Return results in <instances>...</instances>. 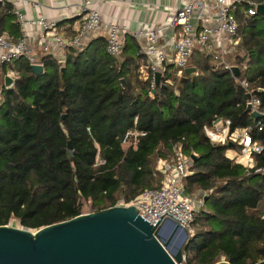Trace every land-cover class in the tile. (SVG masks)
<instances>
[{
    "label": "trees",
    "instance_id": "obj_1",
    "mask_svg": "<svg viewBox=\"0 0 264 264\" xmlns=\"http://www.w3.org/2000/svg\"><path fill=\"white\" fill-rule=\"evenodd\" d=\"M12 8L9 1L0 5L1 30ZM259 18L264 19L239 10L242 41L234 60L245 66L238 78L248 79L264 110ZM105 46L96 39L82 51L69 49L64 66L43 55L45 70L39 75L27 60L16 62L19 77L2 91L0 104V225L15 218L37 231L85 213V202L93 212L131 201L160 186L155 164L182 140L185 152L196 156L186 193H208L184 249L185 264L263 261L264 150L248 173L227 155L228 145L215 144L205 134V126L222 117L232 121V130L251 127L264 147V117L255 119L246 111L239 79L196 52L190 62L195 74L178 75L170 67L166 76L175 83L152 87L140 76L142 54L125 47L118 59ZM133 128L146 135L126 148L123 137Z\"/></svg>",
    "mask_w": 264,
    "mask_h": 264
},
{
    "label": "built area",
    "instance_id": "obj_2",
    "mask_svg": "<svg viewBox=\"0 0 264 264\" xmlns=\"http://www.w3.org/2000/svg\"><path fill=\"white\" fill-rule=\"evenodd\" d=\"M6 1L8 0H0V5H4ZM103 1L87 0L81 4V19L79 25L73 30V36H64L62 34L64 28L57 20L43 15L30 18L16 11L20 36L11 37L0 28V64L13 66L17 61L25 59L31 65L44 66L42 59L37 57L34 48L27 42L30 28L39 30L37 41L41 52L44 55H50L60 66L66 63V51L84 50L91 36L102 27L107 29L105 46L107 53L115 58H122L125 48L123 34L127 29L116 22L105 21L100 9V3ZM263 4L264 0L187 1L168 16V24L175 29L168 43L169 50L158 43L157 29L141 28L134 32L133 36L138 43V54H142L146 59L145 65L140 69L141 78L150 79L151 86L155 87L157 86L155 75L160 73V83L173 85L174 79L166 76L169 68L175 69L180 75L188 67H192L190 62L194 54L200 52L211 59L216 69L226 71L232 77L239 79L242 68L245 66L241 67L233 60L242 41L238 12L243 8L245 16L264 18V15L259 12V7ZM235 67L240 69L238 75L233 72ZM7 75L14 82L19 77L18 70L14 68H11ZM239 82L246 91L245 106L250 104L251 114L256 111L264 117L261 100L253 94L248 79L244 77L239 79ZM248 95L251 96L250 99ZM137 120L138 116L135 117V123ZM257 125L259 130L263 129L261 120L257 121ZM231 126L230 119L216 117L210 126H205V134L215 144H226L228 147L232 144L233 146L229 149L235 154L231 156V159L250 173V170L256 166V155L261 153L264 147L253 137L251 127H238L232 130ZM145 135V132L136 128L130 129L125 133L122 143L126 148L136 146L139 138ZM194 155L191 156L185 152L182 140L173 143L171 154L167 158L158 159L153 169V176L161 177L160 186L146 188L135 199L131 201L122 199L114 206L134 205L139 210V214L154 225L163 216L158 224L162 225L164 231L167 228L173 229L169 221L173 219L188 229L190 236L194 235L193 224L197 213L203 208H196V199L199 197L202 201L201 205H204V199L208 195L206 191L193 194L194 197L186 193V179L192 174ZM99 162L101 159L98 156L97 163ZM261 171L262 169H256V172Z\"/></svg>",
    "mask_w": 264,
    "mask_h": 264
},
{
    "label": "water",
    "instance_id": "obj_3",
    "mask_svg": "<svg viewBox=\"0 0 264 264\" xmlns=\"http://www.w3.org/2000/svg\"><path fill=\"white\" fill-rule=\"evenodd\" d=\"M259 12L264 15V4ZM32 69L36 75L45 70L41 64H33ZM196 72L195 67L185 70L186 75ZM233 72L238 75L240 69L235 67ZM160 81L161 74L157 73V86ZM6 84L11 86L10 76H6ZM246 111H252L250 104ZM252 114L262 117L256 111ZM159 221L150 223L131 205L84 213L37 231L0 225V264H184L189 230L170 219L173 234L169 235ZM176 234L182 235L181 242ZM216 264L232 263L223 260ZM255 264H264V260Z\"/></svg>",
    "mask_w": 264,
    "mask_h": 264
},
{
    "label": "crops",
    "instance_id": "obj_4",
    "mask_svg": "<svg viewBox=\"0 0 264 264\" xmlns=\"http://www.w3.org/2000/svg\"><path fill=\"white\" fill-rule=\"evenodd\" d=\"M13 8L11 18L3 21V32L11 37L20 36V27L17 21L16 11H19L30 18L45 16L49 19L57 20L63 29L64 36H73V30L79 25L81 19V4L87 0H8ZM97 2L98 0H90ZM190 0H104L100 3V9L105 21H113L126 27L123 38L125 47L128 51L137 55L138 43L133 34L141 28L157 29L159 33V44L170 49L169 40L174 33V28L168 24V16L176 10L177 7ZM39 30L37 28L29 29L28 44L34 48L37 57L44 55L38 47ZM107 29L102 27L91 36L88 44L93 40L102 39L106 42ZM87 44V45H88ZM68 51H66L67 53ZM144 62L146 59L144 57ZM145 64V63H144ZM13 66L0 64V97L2 91L9 88L6 84V76ZM230 74V73H229ZM12 86V85H11ZM10 86V87H11ZM227 155L231 158L230 149Z\"/></svg>",
    "mask_w": 264,
    "mask_h": 264
},
{
    "label": "rangeland",
    "instance_id": "obj_5",
    "mask_svg": "<svg viewBox=\"0 0 264 264\" xmlns=\"http://www.w3.org/2000/svg\"><path fill=\"white\" fill-rule=\"evenodd\" d=\"M257 28L258 29H263L264 28V19H261V18H259V21H258V23H257ZM241 35V34H240ZM233 60H234V57H233ZM235 61V60H234ZM3 84V81L2 80H0V85H2ZM14 84V81H12V84L11 85H13ZM1 102H2V98L0 99V104H1ZM233 154H235V153H231V156H233ZM196 194V193H195ZM192 197H194L193 195H192ZM201 200H200V198L199 197H197V199H196V208L197 209H201L202 207L204 208V205H201ZM91 208V205H90V203H88V202H85V204H84V210H85V213H89L90 212V209ZM9 225H12V226H14V227H18V228H25V227H23V226H21V224L19 223V221L17 220V219H15V218H13L12 219V221H11V223L9 224ZM31 230V229H30ZM166 234H169V235H171V234H173V229H169V228H167L166 229ZM175 238H176V240L178 241V242H181L182 241V235H180V234H176V236H175Z\"/></svg>",
    "mask_w": 264,
    "mask_h": 264
}]
</instances>
